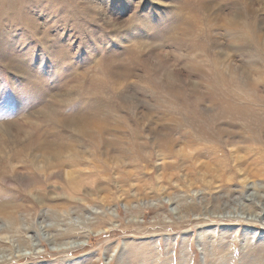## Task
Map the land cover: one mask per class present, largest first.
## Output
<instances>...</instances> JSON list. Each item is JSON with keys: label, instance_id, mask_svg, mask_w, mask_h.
<instances>
[{"label": "rangeland", "instance_id": "obj_1", "mask_svg": "<svg viewBox=\"0 0 264 264\" xmlns=\"http://www.w3.org/2000/svg\"><path fill=\"white\" fill-rule=\"evenodd\" d=\"M263 43L264 0H0V264H264Z\"/></svg>", "mask_w": 264, "mask_h": 264}, {"label": "bare ground", "instance_id": "obj_2", "mask_svg": "<svg viewBox=\"0 0 264 264\" xmlns=\"http://www.w3.org/2000/svg\"><path fill=\"white\" fill-rule=\"evenodd\" d=\"M93 1V0H92ZM216 4V3H215ZM251 11V10H250ZM233 13V12H232ZM222 16V15H221ZM225 16V15H224ZM223 18V17H222ZM219 19H220V17H219ZM220 21V20H219ZM222 21L224 22V20L222 19ZM221 21V22H222ZM222 22V23H223ZM233 22V21H232ZM221 23V24H222ZM241 29V28H240ZM233 42V41H232ZM264 44V43H263ZM233 51V50H232ZM165 53V52H164ZM122 69V68H121ZM242 70V69H241ZM247 74V73H246ZM233 74H231V76H232ZM234 79H235V77H234ZM200 96V95H199ZM191 97V96H190ZM185 103V102H184ZM177 104V103H176ZM126 105V104H125ZM206 105V104H205ZM95 120V119H94ZM93 120V121H94ZM83 121V120H82ZM90 122H92V121H90ZM89 121H88V123H90ZM98 122V121H97ZM94 123H95V121L93 122V126H90L89 124H87L86 125V123H85V127H86V129H88V131L90 132V134L92 135L93 133H97L99 130L98 129H100L98 126H97V123H96V125H94ZM80 125V124H79ZM99 125V124H98ZM71 127H73L74 129H75V125H72ZM78 127V126H77ZM81 129V128H80ZM85 129V128H84ZM85 129V130H86ZM157 129H159V128H157ZM26 130V129H25ZM76 130V129H75ZM85 130H83V131H80V132H86ZM74 131V130H73ZM76 132H77V130H76ZM105 132V131H104ZM10 133V132H9ZM15 133V132H14ZM101 133V132H100ZM162 133V132H161ZM230 133V132H229ZM239 133H241V132H239ZM89 134V135H90ZM17 135V134H16ZM23 135H27V136H24L25 138H24V141L23 142H27L28 143V145L30 144L31 146H33V147H35L36 149H37V151L38 152H42V154L43 153H45V152H47V150L48 149H52V150H57V149H59V148H61V147H59V146H57V145H51V143H53V142H50V141H47V140H43L42 138H36V136H33V138L31 137H28L29 135H28V133H24ZM160 135V134H159ZM244 135V134H243ZM14 136H15V134H14ZM20 136V135H19ZM104 136V135H103ZM91 137V136H90ZM106 138V137H105ZM137 138V137H136ZM46 139V138H45ZM158 139V138H157ZM210 140V139H209ZM19 141V140H18ZM4 143V142H3ZM96 143V142H95ZM231 143V142H230ZM54 144V143H53ZM45 151V152H44ZM76 151V150H75ZM187 152V151H186ZM16 153H17V151H16ZM188 154V153H187ZM82 157H84V156H82ZM43 167V166H42ZM68 183H71V180H68L67 181ZM249 198H251V197H249ZM1 210V209H0ZM262 213V212H261ZM91 224V223H90ZM56 231V230H55ZM72 231V230H71ZM71 231H69V230H60V233H57V234H55V235H48V236H46V238H44V243L46 242V243H53V242H55V241H57V239H60V240H63V239H66V238H73V237H76V236H73V235H75V234H72V232ZM80 245L81 244H77V243H66V244H61V245H57L56 247H59V248H57L56 250H54V252H60V253H64V252H68V251H72L73 249H78V248H80ZM82 246V245H81ZM68 250V251H67ZM25 253V252H24Z\"/></svg>", "mask_w": 264, "mask_h": 264}, {"label": "snow or ice", "instance_id": "obj_3", "mask_svg": "<svg viewBox=\"0 0 264 264\" xmlns=\"http://www.w3.org/2000/svg\"><path fill=\"white\" fill-rule=\"evenodd\" d=\"M135 2V0H134ZM160 3H171L173 0H159Z\"/></svg>", "mask_w": 264, "mask_h": 264}]
</instances>
